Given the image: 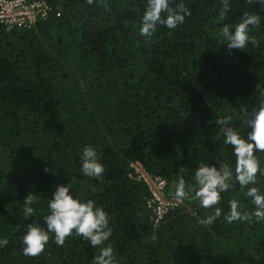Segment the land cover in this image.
Masks as SVG:
<instances>
[{
	"label": "trees",
	"instance_id": "1",
	"mask_svg": "<svg viewBox=\"0 0 264 264\" xmlns=\"http://www.w3.org/2000/svg\"><path fill=\"white\" fill-rule=\"evenodd\" d=\"M45 1L59 16L24 30L0 25V240L9 241L0 264H92L99 248L76 235L58 246L50 234L42 254H22L26 226L46 228L48 201L62 184L108 213L116 264H264V221L224 219L232 199L254 210L235 180L213 224L199 223L213 210L185 199L155 228L146 187L128 177L138 161L174 191L180 176L195 184L201 162L235 167L216 121L231 116L232 127L247 131L242 109L264 87V5L229 0L221 16V0H183L191 16L146 40L137 27L146 0H106L107 10L97 0ZM245 11L261 17L249 29L257 44L229 50L220 29ZM86 146L100 156V178L81 172ZM256 155L264 170V153ZM257 180L249 187L264 192V175ZM30 192L34 215L26 218Z\"/></svg>",
	"mask_w": 264,
	"mask_h": 264
},
{
	"label": "clouds",
	"instance_id": "2",
	"mask_svg": "<svg viewBox=\"0 0 264 264\" xmlns=\"http://www.w3.org/2000/svg\"><path fill=\"white\" fill-rule=\"evenodd\" d=\"M86 2L92 5L94 0H86ZM247 2L251 4L253 0ZM258 2L264 5V0ZM221 3V16H224L230 11L229 0H221ZM97 6L108 9L106 0H97ZM189 16L191 11L183 0L175 6H172V0H146L140 23L137 25L139 35L149 40L156 33L158 26L175 30ZM260 24L259 15L245 11L238 23L225 24L220 29V34L227 41L229 50H243L249 43L257 44L255 37L250 36L249 29L250 26L259 28ZM256 91L258 95L251 110L247 106L242 109L241 118L247 128L244 135L231 126V116H224L216 121L220 126L224 143L232 148L235 167L219 160L216 164L201 162L194 171V185L187 184L182 176L173 181L174 198L177 201L182 202L186 198L197 200L203 209L213 210L199 220L202 226L213 224L221 216L223 209L216 206L220 203L221 193L230 190L233 180L239 184L242 191L247 189L245 196L251 199L254 210H245L238 200L232 199L228 202L229 211L224 219L228 223L264 221V192L258 187H249L258 183V174L264 175L256 155L257 152L264 153V87L258 84ZM99 160L97 150L91 146L84 147L81 154L82 174L100 178L105 169ZM183 170L182 166L180 171ZM45 171L47 172L48 169L46 168ZM33 203L34 195L30 192L23 203L26 218L34 215V209L31 207ZM43 219L46 228L39 226L35 221L26 226L21 238L23 255L35 257L42 254L50 240V234L54 235L58 246H63L67 237L76 235L90 242L92 247L99 248L92 264H116L114 249L110 243L106 244L113 233V229L109 226L108 213L91 199L82 200L74 197L71 194L70 184L55 186L48 201V214ZM8 243L6 238L0 240V246H6Z\"/></svg>",
	"mask_w": 264,
	"mask_h": 264
},
{
	"label": "built area",
	"instance_id": "3",
	"mask_svg": "<svg viewBox=\"0 0 264 264\" xmlns=\"http://www.w3.org/2000/svg\"><path fill=\"white\" fill-rule=\"evenodd\" d=\"M53 14L59 16L45 0H0V25L6 30L30 29ZM128 169V177L147 189L145 205L152 215L153 227H158L170 212L183 205L185 200L179 202L174 198V191L167 188L166 180L149 174L140 162H130Z\"/></svg>",
	"mask_w": 264,
	"mask_h": 264
},
{
	"label": "rangeland",
	"instance_id": "4",
	"mask_svg": "<svg viewBox=\"0 0 264 264\" xmlns=\"http://www.w3.org/2000/svg\"><path fill=\"white\" fill-rule=\"evenodd\" d=\"M172 190V189H171Z\"/></svg>",
	"mask_w": 264,
	"mask_h": 264
}]
</instances>
